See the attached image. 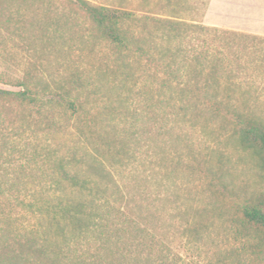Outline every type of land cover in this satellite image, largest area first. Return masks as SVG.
Wrapping results in <instances>:
<instances>
[{
  "label": "trees",
  "instance_id": "16d2710c",
  "mask_svg": "<svg viewBox=\"0 0 264 264\" xmlns=\"http://www.w3.org/2000/svg\"><path fill=\"white\" fill-rule=\"evenodd\" d=\"M0 28L20 37L29 28L31 42L53 56L29 63L18 78L0 77L20 88L0 89V100L48 110L51 129L63 135L45 155L51 193L22 203L39 218L40 232L5 252L7 264H176L157 236L128 215L139 194L123 174L143 153L142 143L166 178L200 177L228 205L229 223L248 241L250 264H264V188L237 202L226 198L220 170L196 160L186 133L198 121L222 120L257 160L264 184V119L236 104L233 88L244 66L237 53L247 49L241 40L252 46L257 36L88 0H0ZM67 41L92 53L100 48L104 59L93 71L72 65L61 78L44 76L40 67L58 66ZM183 228L184 236L198 232Z\"/></svg>",
  "mask_w": 264,
  "mask_h": 264
},
{
  "label": "rangeland",
  "instance_id": "374dc122",
  "mask_svg": "<svg viewBox=\"0 0 264 264\" xmlns=\"http://www.w3.org/2000/svg\"><path fill=\"white\" fill-rule=\"evenodd\" d=\"M88 1L140 17L183 20L257 36L252 46L247 39L241 40L247 49L237 53L244 66L235 73L233 88L236 104L264 119V1ZM20 13L26 19L31 16L26 5ZM26 32L20 37L0 28V77H7L6 81L18 78L31 62L45 64L46 58H53L41 43L31 42ZM80 34H86L84 26ZM63 48L56 54L60 57L58 66L48 67L47 71L40 67L44 76L61 78L72 65L93 71L105 56L100 48L92 53L79 42L67 41ZM68 53L72 54L70 62H63ZM0 89L20 90L8 82L0 83ZM55 118L59 120V115ZM50 120L51 113L46 109L38 111L0 100V264H7L5 252L20 250L40 232L39 218L22 203L51 193L50 180L45 176V155L62 142L63 135L51 129ZM186 133L196 160L208 162L214 171L220 170L227 186L223 192L226 198L237 202L263 190L257 160L239 147L222 120L198 121L194 127L186 126ZM142 145L143 153L123 174V180L135 186L139 194L130 203L129 217L156 235L169 259L175 255L176 264H250L248 241L238 236L229 223L228 205L205 190L197 175L166 178L165 170L144 153L147 145ZM184 226L198 228V232L184 236Z\"/></svg>",
  "mask_w": 264,
  "mask_h": 264
},
{
  "label": "crops",
  "instance_id": "0c3cea01",
  "mask_svg": "<svg viewBox=\"0 0 264 264\" xmlns=\"http://www.w3.org/2000/svg\"><path fill=\"white\" fill-rule=\"evenodd\" d=\"M242 1H243V3L246 2V4L247 3H249V4H257V2L259 0H242ZM262 1H264V0H262ZM251 33L261 34V32H255V31H251Z\"/></svg>",
  "mask_w": 264,
  "mask_h": 264
}]
</instances>
